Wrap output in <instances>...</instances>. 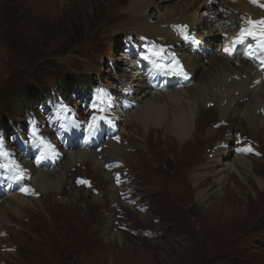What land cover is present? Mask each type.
I'll return each mask as SVG.
<instances>
[{"label": "rangeland", "instance_id": "1", "mask_svg": "<svg viewBox=\"0 0 264 264\" xmlns=\"http://www.w3.org/2000/svg\"><path fill=\"white\" fill-rule=\"evenodd\" d=\"M129 3L130 0H0V98L8 91L21 88L18 85L31 87L33 93L40 95L51 92L50 87L63 82L62 87L67 92L60 91L38 107L46 122H56L66 112V96L72 100L73 109L90 103L88 112L78 113L84 121L95 111L94 104L103 109L95 111L96 116L106 117L97 124L98 131L114 129L116 134L124 131L117 143L123 150V161L110 158L107 152L105 157L98 158L99 166L90 163L70 166L63 187L50 192L49 196L45 197L36 186L31 190H36L39 198L23 195L26 199L40 200L41 204H30L23 210L22 219L9 215L6 222H0V230L7 234L4 243L12 247L11 252L0 253V264H264V157L251 159L262 187L253 178L248 181L251 175L240 178L230 174L220 188L208 179L199 187L190 180L195 169L212 161L208 159L209 152L224 141L226 135L242 130L255 136L264 146L263 129L250 130L240 118L232 117L225 119L229 124L226 127L219 113L204 112L208 106L215 108V102L199 109L196 115L199 132L195 138L190 136L181 142L157 132L152 126L146 130L139 125L126 124L125 118L124 122L115 118L109 120L111 113L121 105L120 96L130 97L129 92L116 91L112 85L121 78L116 75V64L125 65L127 72L133 69L122 59L129 33L118 28L125 22V18L120 19L118 15H124ZM214 39L219 40V37ZM10 46L18 50L23 59L18 58ZM134 50L137 53L131 57V62L137 61L143 52L161 60L158 63L162 66H174V58L157 47L149 49L140 44ZM11 55L22 61L13 75L9 74ZM24 76L30 81L26 82ZM83 77L89 80L85 82L90 88L78 92L76 85ZM110 77L117 81H110ZM72 85L75 91L70 88ZM103 96L114 101L110 108L104 105ZM26 100L28 107L30 99L26 97ZM133 104L128 101L124 105L132 107ZM32 109L37 111V104ZM14 110L0 102V117L7 118L10 114L15 123H21L19 116H15L18 111ZM209 129L215 134H209ZM10 136V142L6 141L9 151L15 149L24 153L33 145L31 137L20 143L17 136H11L12 140ZM68 148L75 151L77 145L71 144ZM33 149L35 153L30 151L27 158L34 164L44 146ZM262 151L264 154V147ZM9 161L8 157H0V165H8L0 167V189L4 191L0 192V203L20 194L19 189L14 191L7 183L13 176V172L8 171ZM103 161L108 164L109 172L112 169L118 172L112 182L104 174ZM125 164L134 180L126 175L127 168L122 169ZM51 166L54 165L43 163L38 167ZM74 172L95 182L101 192L96 196L98 201L91 193L81 192L80 198L76 196L79 190L73 187ZM117 177L123 183L120 189L115 187ZM175 178L181 180V186L175 183ZM28 183L29 180H25L22 185ZM112 185L117 192H137L143 202L149 203L151 216L127 209V221L136 230L158 231L163 235L160 239L133 237L119 231L118 225L113 226L109 216L118 199L116 203L112 201ZM201 189L210 190L213 195L206 203L198 196ZM65 197L73 198L72 205H63L61 201ZM105 228L124 235V249L106 238Z\"/></svg>", "mask_w": 264, "mask_h": 264}, {"label": "bare ground", "instance_id": "2", "mask_svg": "<svg viewBox=\"0 0 264 264\" xmlns=\"http://www.w3.org/2000/svg\"><path fill=\"white\" fill-rule=\"evenodd\" d=\"M261 2L264 3V0ZM263 11L264 8L257 7L252 0H130L123 11L124 15H118L120 19L125 18V22L118 26L119 31L129 35L144 34L150 38L163 37L175 41L171 34L172 28L175 25H186L188 26L186 34L196 33L193 37L204 46L206 55L191 53V50L186 47L179 49L177 58L180 62H185L186 65L184 64L183 68L190 80L185 82L186 87L168 90L165 93L150 91L144 79L132 73L134 67L131 72H127L128 68L125 69V65L116 64V75H120L121 78L118 83L112 84L113 89L117 90L125 86L127 91L131 92V96L135 87L138 90L136 97L138 107L126 115L125 123L139 125L146 130L152 126L157 132L165 133L181 142L190 136L193 138L199 132L196 122L199 109L202 106L205 107L207 103L215 102L217 105L215 110L206 109L204 110L206 114L217 112L222 120L231 119L230 117L238 120L240 118L250 130H264V117L261 116L264 112V73L258 70L250 58L242 61L237 56L246 47L251 48L250 53L257 60L260 55H264V50H261L260 32L255 38L248 37L243 45L233 44L235 35L240 33L244 25L256 32L257 23L249 24L244 21L235 34V29L240 22L239 15L256 13L255 18L259 16L264 18ZM152 19H154L153 23L150 22ZM226 22L231 26L226 28L224 26ZM222 34L226 36L221 40ZM217 36L219 40L214 39ZM238 47H240L239 51L236 49ZM225 49H231L232 55H228ZM110 81L116 82L117 79L110 77ZM121 113L125 112L121 110ZM123 132L122 130V134ZM208 133L215 134L210 129ZM109 148L110 150L103 151L102 155L106 156L108 152L110 158L123 161L121 159L123 150L119 146L110 145ZM213 153L214 159L207 166L193 169L190 180L195 182L197 187L208 179L218 184L220 188L226 181V177L230 178V174H237L240 178L251 175L248 181L253 178L260 187L263 186L251 165V158L234 155L231 157L229 150L222 149H215ZM98 157L91 151L70 152L58 169L49 171L30 169L28 162L25 164L30 169L27 170L28 176L31 178V172L34 174L31 184L47 197L50 192L63 187L70 166L74 167L79 163L99 166ZM104 174L111 179L110 174ZM174 181L178 185L181 183V180L177 178ZM17 186L19 185L15 187ZM207 189H201L198 192L200 201L203 203L208 202L209 196H213ZM112 191V201L116 202L118 198H121L120 194L118 195L113 185ZM81 192L91 195L90 192L79 190L76 196L80 198ZM92 197L97 200L93 195ZM72 200L73 198L65 197L61 202L63 205H72ZM32 203L41 204L40 200L25 197H13L0 203V222H6L9 215L22 219L23 210L28 209L27 207H30ZM105 234L108 240L125 248L123 234L115 233L111 228H105Z\"/></svg>", "mask_w": 264, "mask_h": 264}, {"label": "snow or ice", "instance_id": "3", "mask_svg": "<svg viewBox=\"0 0 264 264\" xmlns=\"http://www.w3.org/2000/svg\"><path fill=\"white\" fill-rule=\"evenodd\" d=\"M252 2L255 3V4H258L259 7L264 8V3H260L259 0H252ZM247 22L249 24H255V23H259L260 24L261 31L259 33V36L261 38V50H264V20L259 21V22H255V21L249 20ZM256 36H257V33L254 32V31H252L251 29L242 28L240 30L239 35L233 41V44H243L248 37H254L255 38ZM184 39L185 40H190V42L193 43V44H198L199 43V41L195 37H193V36H191L189 34H186L184 36ZM225 51L227 52L228 55H232V50L231 49H225ZM154 55H155V53H154ZM249 55L251 56V53ZM158 67H160V66L158 65ZM170 71L173 74L177 75V76H183L185 78L187 77V72L184 70L183 66L180 64V62L178 60H176L174 62V66L170 69ZM92 107H93V109L95 111H103V109L98 108V106L95 105V104ZM104 120H106V117H104V116H96V115H93L91 117V122L88 124L89 135H92L95 132L96 126H97V122L98 121H104ZM108 122L111 123V121H108ZM75 126L78 127L79 125L77 124ZM33 136L35 138L39 139L40 140V143L45 146V152L41 153L39 159L37 160V163H39L41 160L45 159V156H46V154L48 152H51V154L53 156H55L57 154L55 152V150H54V148H53L52 145H50L46 141H44V139L42 137H37L36 136L35 129L33 130ZM117 139H119V138L117 137ZM0 147H2V145H0ZM247 150L248 151H251L250 148L247 149ZM0 155L7 157L8 156V153L7 152L0 151ZM0 167H8V165H0ZM16 167H17V169L19 171H18V175H17V177H15V179L23 180L24 177H25V174H24L23 170H20L19 169V165H17ZM117 182H119V177H117ZM78 183L87 184L89 187H91V185H90V183L88 181L79 180ZM21 191L24 192V193H26V194H31L32 193V190L30 188H27V187L21 188Z\"/></svg>", "mask_w": 264, "mask_h": 264}, {"label": "trees", "instance_id": "4", "mask_svg": "<svg viewBox=\"0 0 264 264\" xmlns=\"http://www.w3.org/2000/svg\"><path fill=\"white\" fill-rule=\"evenodd\" d=\"M12 50L18 58L23 59L24 56H22L18 50H14L13 48ZM21 62L22 61H19L17 58L11 55V60H10L11 72L9 74L13 75L15 72H18V68L21 66ZM14 64H17V65H14ZM21 72H23V70H21ZM24 78H27L26 82L30 81V78L25 77V76ZM85 79L86 77H83L82 80H79V81L85 82ZM86 80L89 81L88 79ZM18 86H21V88L15 89L14 91H8L6 94L3 95V97L0 98V102L5 106V108H12V110L14 109H15L14 111L18 110L21 113V108H22L23 103H28V101L26 100V97H31L34 94H33V91L31 90L32 89L31 87L27 88L22 85H18ZM1 121H5V120H1Z\"/></svg>", "mask_w": 264, "mask_h": 264}]
</instances>
